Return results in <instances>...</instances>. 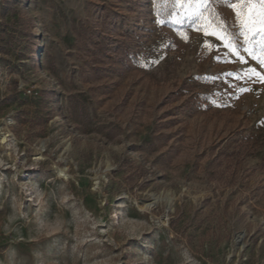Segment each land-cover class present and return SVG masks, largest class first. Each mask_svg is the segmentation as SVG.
<instances>
[{"label": "rangeland", "instance_id": "rangeland-1", "mask_svg": "<svg viewBox=\"0 0 264 264\" xmlns=\"http://www.w3.org/2000/svg\"><path fill=\"white\" fill-rule=\"evenodd\" d=\"M156 19L0 0V264H264V83L243 78L264 67ZM246 141L237 182L209 176Z\"/></svg>", "mask_w": 264, "mask_h": 264}, {"label": "snow or ice", "instance_id": "snow-or-ice-1", "mask_svg": "<svg viewBox=\"0 0 264 264\" xmlns=\"http://www.w3.org/2000/svg\"><path fill=\"white\" fill-rule=\"evenodd\" d=\"M153 5L155 23L174 28L184 42L189 41V32L199 31L204 37H215L241 63H247L242 55L245 53L264 67V0H153ZM218 7L229 8L234 14L233 20L229 22ZM201 47L209 53L214 50L208 40L202 41ZM227 75L242 78L234 73ZM253 77L256 82L264 83V75L254 68L243 73V78L252 80ZM213 98L214 106H223L215 100V94Z\"/></svg>", "mask_w": 264, "mask_h": 264}, {"label": "trees", "instance_id": "trees-1", "mask_svg": "<svg viewBox=\"0 0 264 264\" xmlns=\"http://www.w3.org/2000/svg\"><path fill=\"white\" fill-rule=\"evenodd\" d=\"M217 10L231 22L227 15V7H218ZM252 152L251 145L247 141L235 147L231 152L224 150L209 166V176L225 180L226 183L237 182L239 176L238 165H241ZM224 164L226 165L225 170L222 167ZM233 164H235V167H233Z\"/></svg>", "mask_w": 264, "mask_h": 264}, {"label": "bare ground", "instance_id": "bare-ground-1", "mask_svg": "<svg viewBox=\"0 0 264 264\" xmlns=\"http://www.w3.org/2000/svg\"><path fill=\"white\" fill-rule=\"evenodd\" d=\"M152 204H149L148 206H151Z\"/></svg>", "mask_w": 264, "mask_h": 264}]
</instances>
